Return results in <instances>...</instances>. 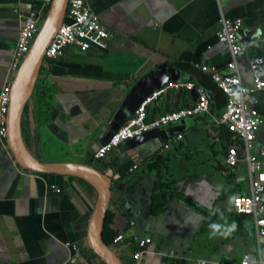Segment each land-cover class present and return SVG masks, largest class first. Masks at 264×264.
<instances>
[{
  "label": "crops",
  "instance_id": "obj_1",
  "mask_svg": "<svg viewBox=\"0 0 264 264\" xmlns=\"http://www.w3.org/2000/svg\"><path fill=\"white\" fill-rule=\"evenodd\" d=\"M83 1L112 41L105 51L67 48L62 58L43 64L39 79L49 88L52 110L40 117L34 101L29 105L24 120L30 151L42 162L88 164L111 177L109 229L124 240L109 246L122 264H132L142 238L152 239L145 264H197L202 259L240 264L247 253L264 257L255 220L233 209L234 197L251 188L245 163L235 169L223 163L230 137L222 138L225 127L216 122L227 98L210 73L196 67L228 72L229 52L217 40L221 14L243 19L239 40L246 52L239 68L250 91L247 103L264 121V88L256 90L249 66L250 59L264 58V0ZM49 9L45 0H0V90L25 18L35 12L46 19ZM166 64L181 80L205 88L209 111L188 118L171 135L151 136L140 144L129 141L95 160L96 150L121 126L118 114L133 85ZM260 75L264 81V66ZM195 103L192 92L164 95L149 109L147 120ZM262 124L254 154L264 144ZM210 130L219 135L218 143ZM168 143L171 148L163 150ZM162 184L174 195L167 198L164 212L152 216ZM97 202V191L82 179L25 172L0 142V264H103L88 246ZM214 223L222 226L220 231L209 227ZM233 223L235 230L225 235Z\"/></svg>",
  "mask_w": 264,
  "mask_h": 264
},
{
  "label": "built area",
  "instance_id": "obj_2",
  "mask_svg": "<svg viewBox=\"0 0 264 264\" xmlns=\"http://www.w3.org/2000/svg\"><path fill=\"white\" fill-rule=\"evenodd\" d=\"M52 1L45 0V7L49 8ZM44 21L45 18L42 13L32 12L25 18L20 28L17 47L12 57L7 79L0 90V142L8 152L10 151L6 142L8 132L7 116L14 78L24 58L30 52ZM243 24V19H230L225 14H221L217 40L229 52L230 61L226 65L228 72H223L220 68L214 66L196 65V67L203 72H209L214 84L227 98L225 111L216 122L218 125L226 127L231 134L223 163L228 169H235L241 163H245L249 168L251 188L249 194H238L234 197L233 209L237 214L250 216L255 220L258 238L263 240L264 144H262L259 154L252 153V149L264 121L261 119L258 110L247 103L250 91L243 84L239 68V61L245 56L246 52V44L239 40V33L243 29ZM111 41L112 36L108 28L83 0H68L65 22L47 49L45 62H53L62 58L67 48H76L82 53H87L93 49L105 51ZM249 66L255 80L256 90L263 89L264 81L261 79L260 74L264 66V58L250 59ZM183 92L195 93L196 103L193 106L167 112L150 122L147 120L149 109L160 101L164 95ZM209 107L210 99L203 86L192 80L171 82L150 94L112 136L109 142L96 150L93 155L94 159H105L110 152L122 144L151 129L205 114L209 111ZM210 135L214 143L220 141L219 135L213 130H210ZM182 137L183 135H178L177 139L180 140ZM171 144H166L163 150L170 149ZM134 168H137V166ZM227 171L224 174H227ZM25 172L33 173L31 171ZM53 188L56 192H60L59 188ZM123 240L124 235L118 233L113 243L119 244ZM151 242V238L137 240L136 249L132 253V264H145V254ZM73 248L78 251L76 246H73ZM69 260L75 262V258ZM197 264H209V262L202 259ZM240 264H264V257L257 258L253 254L247 253Z\"/></svg>",
  "mask_w": 264,
  "mask_h": 264
},
{
  "label": "water",
  "instance_id": "obj_3",
  "mask_svg": "<svg viewBox=\"0 0 264 264\" xmlns=\"http://www.w3.org/2000/svg\"><path fill=\"white\" fill-rule=\"evenodd\" d=\"M67 7L68 0L52 1L47 17L34 44L15 75L7 116V147L15 164L24 171H31L39 175L79 178L90 184L97 191L98 202L89 224L88 246L103 264H122L115 252L103 239L107 212L112 197L111 177L88 164L42 162L30 151L23 135L25 109L29 106L36 83L39 80L43 64L45 63L47 49L65 22ZM242 31L243 29L239 35ZM174 71L175 68L172 64L162 65L150 71L144 78L133 85L118 114L121 126L155 90L182 79L178 77L179 75H175ZM187 120L188 118L151 129L129 141H135L136 144H140L151 136L171 135L175 129H181V127L186 125ZM118 129L101 146L108 143Z\"/></svg>",
  "mask_w": 264,
  "mask_h": 264
},
{
  "label": "trees",
  "instance_id": "obj_4",
  "mask_svg": "<svg viewBox=\"0 0 264 264\" xmlns=\"http://www.w3.org/2000/svg\"><path fill=\"white\" fill-rule=\"evenodd\" d=\"M32 99L34 101V105L36 107L37 113L39 114L40 117L43 115H49L50 114V112L52 110V104H51L52 97L50 95L48 87L43 86L41 83L38 84V82H37L33 96H32ZM28 112H29V106H27L25 109L24 117L26 114H28ZM25 125H26V122L23 119V135H24L25 140H28ZM221 136H222V138H229L231 136V134L228 132L226 127L221 129ZM159 188H160L159 193H157L155 195V197L153 198V205L151 208V215L152 216H158L159 214L164 212L165 207H166V203H167V198H172L174 195L171 191H167V189L169 188V186L167 184H162L159 186ZM111 220H112V215L108 211L107 217H106V222H105V227H104V231H103V239L107 245L112 244L114 238L117 235V233H114L109 229V224H110Z\"/></svg>",
  "mask_w": 264,
  "mask_h": 264
},
{
  "label": "clouds",
  "instance_id": "obj_5",
  "mask_svg": "<svg viewBox=\"0 0 264 264\" xmlns=\"http://www.w3.org/2000/svg\"><path fill=\"white\" fill-rule=\"evenodd\" d=\"M209 227H211L212 229H214L215 231H220L221 230V225L220 224H218V223H214V224H211ZM235 228H236V225H235V223H233L227 230H226V232H225V235H227L228 233H230V232H232V231H234L235 230Z\"/></svg>",
  "mask_w": 264,
  "mask_h": 264
},
{
  "label": "rangeland",
  "instance_id": "obj_6",
  "mask_svg": "<svg viewBox=\"0 0 264 264\" xmlns=\"http://www.w3.org/2000/svg\"><path fill=\"white\" fill-rule=\"evenodd\" d=\"M38 82V84L39 83H41V81H40V79L37 81ZM32 101H33V99H31V101L29 102V105L32 103ZM60 158H63L64 156H62V155H58Z\"/></svg>",
  "mask_w": 264,
  "mask_h": 264
}]
</instances>
